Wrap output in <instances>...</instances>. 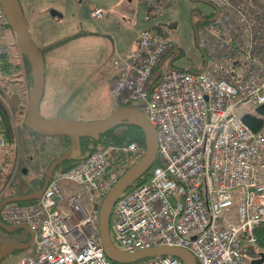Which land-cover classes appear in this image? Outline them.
Returning a JSON list of instances; mask_svg holds the SVG:
<instances>
[{
  "label": "built area",
  "instance_id": "built-area-1",
  "mask_svg": "<svg viewBox=\"0 0 264 264\" xmlns=\"http://www.w3.org/2000/svg\"><path fill=\"white\" fill-rule=\"evenodd\" d=\"M205 1L219 16L196 33L203 70L169 67L174 43L147 28L125 58L114 60L109 94L119 105L142 104L161 165L116 200L109 242L119 252L175 247L198 264H251L255 229L264 226V131L251 130L239 106L264 103V10L247 0ZM138 2L145 21L167 4ZM103 13L90 12L97 20ZM8 26L0 1V57ZM136 151V143L96 151L51 178L36 201L6 203L2 222L35 233L13 264H113L101 244L98 211ZM153 258L133 264H185L180 256Z\"/></svg>",
  "mask_w": 264,
  "mask_h": 264
},
{
  "label": "rangeland",
  "instance_id": "rangeland-1",
  "mask_svg": "<svg viewBox=\"0 0 264 264\" xmlns=\"http://www.w3.org/2000/svg\"><path fill=\"white\" fill-rule=\"evenodd\" d=\"M19 1L30 36L42 50L45 61L46 83L39 112L46 119L74 123L102 120L114 112L117 104L109 94L110 80L116 72L114 60L125 58L134 49L131 45L133 33L140 32L144 26L149 27L152 34L174 43L179 53L167 57V63L171 61L173 68L202 69L205 55L196 42L195 29L209 22H200L199 16L193 13L201 17H213L216 13L214 5L203 0H168L169 4L158 15L145 21L142 7L134 11V0ZM97 5H105L108 10L104 19L95 23L89 12ZM261 5L264 6V2ZM52 10L59 16L52 15ZM219 13L221 15L220 8ZM9 21L4 34L12 66L0 81V99L12 124L13 144L16 143L18 154L12 157L10 164L4 161L0 165L1 198L13 196L15 192L37 191L42 174L53 158L67 149L63 136H48L25 125L26 107L17 116L19 103L27 102L29 92L25 94V89L30 71L22 59L14 23ZM155 25L157 27L153 28ZM239 110L252 112L254 107L241 105ZM61 168L58 166L54 170V177L59 175ZM26 235L21 230L5 233L0 228V245L20 242ZM13 250L0 257V264H13L24 252Z\"/></svg>",
  "mask_w": 264,
  "mask_h": 264
},
{
  "label": "water",
  "instance_id": "water-1",
  "mask_svg": "<svg viewBox=\"0 0 264 264\" xmlns=\"http://www.w3.org/2000/svg\"><path fill=\"white\" fill-rule=\"evenodd\" d=\"M2 8L6 15L13 21L20 43L21 51L26 55L31 70L32 86L28 93L26 109L24 113V123L30 129L48 136H63L70 141L68 148L54 159L43 174L42 187L26 195L9 196L0 200V211L4 204L10 202H26L39 198L48 182L53 176L54 170L68 159L79 160L85 156L81 153L80 138L97 136L107 131L113 126L127 123L139 127L145 139V149L141 157L124 173L117 183L110 189L105 196L98 211V226L101 244L108 260L119 264H129L138 260L159 256L170 255L182 257L185 264H197L194 256L185 249L175 247H155L142 249L133 253L119 252L111 248L108 232V217L110 210L119 198L121 193L138 177H140L149 165L153 163L157 155L158 140L156 130L150 123L147 116L139 109L141 105H122L118 106L113 113L102 120L86 123H74L62 120H50L41 116L39 106L44 93L45 85V61L42 50L32 40L26 18L19 3V0H1ZM51 14L59 16L57 11L52 10ZM197 14L199 18L201 16ZM215 16L213 19H216ZM178 53V52H177ZM0 228L5 233H13L18 230L25 232L29 236L27 242H6L0 245V257L7 254L10 250L28 249L35 237V233L25 224L6 225L0 219ZM251 264H264V254L258 259L251 261Z\"/></svg>",
  "mask_w": 264,
  "mask_h": 264
},
{
  "label": "trees",
  "instance_id": "trees-1",
  "mask_svg": "<svg viewBox=\"0 0 264 264\" xmlns=\"http://www.w3.org/2000/svg\"><path fill=\"white\" fill-rule=\"evenodd\" d=\"M247 2L251 3V5L254 7H258L259 9L261 8L264 9V6L261 5L264 2V0H247ZM194 26H195V23H194ZM67 39H71V38H67ZM174 53L175 51H170L166 55V57L170 55H174ZM24 57H25L24 60H25L26 66L27 68H29V71H30L28 75V79L30 80V83H31L32 77H31V70L29 67V62H28L26 55ZM8 59L9 57L7 55H4L1 57V66H3V69L5 70L8 69V65H9ZM189 71L198 72L200 71V69L193 68V69H189ZM0 119L2 122V125H1L2 128L0 130V133L6 144L5 146H7V144H13L14 131L12 129V124H11L9 115L6 112L1 99H0ZM242 120L254 132L264 131V103L255 106L252 112L244 113L242 115ZM64 140H66L65 145L68 148L70 141L67 137H64ZM130 143H136L137 145V151L134 153L132 157V161L129 163V168H130L141 157L145 149V139H144V134L139 127L135 125L127 124V123H121L119 125L113 126L112 128L100 133L97 136L81 137L80 138L81 153L83 156L85 155L86 156L79 160L68 159L62 162L59 166H62L61 171H65V170L70 169L76 163L85 159L87 156H89L90 154L96 151H103L110 147H114L116 149L122 150L124 147H126ZM110 159H112V157H110ZM159 165H161V159L159 155L157 154L153 163L149 165L146 171L140 177L136 178L127 187V189L147 183L152 175V170ZM42 185H43V179L40 181L39 188H41ZM33 201L34 200H30V201H26L23 203H30ZM254 233L256 235L257 242L250 249L248 253V258L250 260L258 259L260 258L262 254H264V226L256 227ZM28 240H29V236L26 240H23V241L27 242ZM13 251H16V249H14ZM140 261L142 260H138L133 263H137ZM112 263L119 264L116 262H112ZM133 263H129V264H133Z\"/></svg>",
  "mask_w": 264,
  "mask_h": 264
},
{
  "label": "crops",
  "instance_id": "crops-1",
  "mask_svg": "<svg viewBox=\"0 0 264 264\" xmlns=\"http://www.w3.org/2000/svg\"><path fill=\"white\" fill-rule=\"evenodd\" d=\"M136 0H134V2H135ZM95 7H99V8H102V9H104V10H106V12H107V10H108V7H106L105 5H97V6H95ZM94 7V8H95ZM142 7V5H138V3H136L135 2V4H134V11L136 12L137 11V9H139V8H141ZM105 12V13H106ZM90 13V12H89ZM93 19V18H92ZM104 19V18H103ZM102 19V20H103ZM94 20V22L95 23H98L99 21L98 20H95V19H93ZM147 23H144V25H146ZM156 26V25H155ZM155 26L153 27V28H155ZM145 27V26H144ZM143 27V28H144ZM138 33L139 32H134L133 33V35L135 36L134 38H133V41H131V45H132V49L133 48H135V46H136V42H137V38H138ZM129 48H130V46H129ZM24 62H25V60H24ZM115 74H116V72H115ZM115 74H114V76H115ZM113 76V77H114ZM113 77L111 78V80H110V83H111V81L113 80ZM45 83H46V80H45ZM31 86H32V84L30 83V80L28 79L27 80V89H25V94H27L28 92H29V90H30V88H31ZM109 87H110V84H109ZM44 90H45V85H44ZM43 96H44V93H43ZM27 98V97H26ZM43 98V97H42ZM41 101H42V99H41ZM27 104V102H26V100L24 101L23 100V102H21V103H19V108H17V116H20V114H19V112H20V110L22 111V108H24L25 107V105ZM40 104H41V102H40ZM118 107V105L116 106V108ZM39 109H40V106H39ZM1 125H2V122H1V119H0V130H1ZM0 136H1V133H0ZM6 145V144H5ZM18 154V147L16 146V143H14V144H7V146H5V147H0V165H2L3 164V162L4 161H8V164H10L11 162H12V157L15 155H17ZM54 159V158H53ZM52 159V160H53ZM33 190L31 189V190H28V193H23V192H21V193H16L15 192V194H13V196H18V195H26V194H29V192H32ZM10 196H12V195H10ZM28 238V236L26 235V237L25 238H23V239H21V241L20 242H25V241H23V240H26Z\"/></svg>",
  "mask_w": 264,
  "mask_h": 264
},
{
  "label": "flooded vegetation",
  "instance_id": "flooded-vegetation-1",
  "mask_svg": "<svg viewBox=\"0 0 264 264\" xmlns=\"http://www.w3.org/2000/svg\"><path fill=\"white\" fill-rule=\"evenodd\" d=\"M203 19L208 20V19H210V17H208V16H204ZM42 175H43V174H42Z\"/></svg>",
  "mask_w": 264,
  "mask_h": 264
}]
</instances>
